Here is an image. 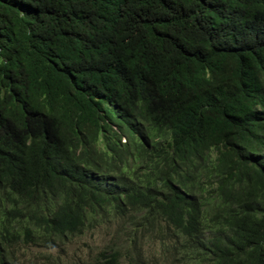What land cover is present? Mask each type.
<instances>
[{
    "label": "trees",
    "instance_id": "obj_1",
    "mask_svg": "<svg viewBox=\"0 0 264 264\" xmlns=\"http://www.w3.org/2000/svg\"><path fill=\"white\" fill-rule=\"evenodd\" d=\"M101 214L71 264H264V0H0V264Z\"/></svg>",
    "mask_w": 264,
    "mask_h": 264
},
{
    "label": "rangeland",
    "instance_id": "obj_2",
    "mask_svg": "<svg viewBox=\"0 0 264 264\" xmlns=\"http://www.w3.org/2000/svg\"><path fill=\"white\" fill-rule=\"evenodd\" d=\"M99 219L100 220L98 223L93 224V229L87 230L81 237L75 238L73 241L66 245L67 247L65 246L66 252L64 256H61L62 260L60 264H71L72 261L75 260L73 259V257L76 258L77 256L84 259L85 261H92L93 258L90 259L89 255H93L97 253L99 249L105 248V246L109 243L110 236L113 234L116 223H114L113 221L108 222L106 220H102V214ZM32 251L34 253V263L37 262L35 260L36 258L43 259V256L39 255L40 253L44 255L51 254L52 257L61 255V252H58V250L42 252L39 249L33 248ZM143 251H148L147 246L143 248ZM49 263L52 264L53 262L50 261ZM38 264L41 263L38 262Z\"/></svg>",
    "mask_w": 264,
    "mask_h": 264
}]
</instances>
